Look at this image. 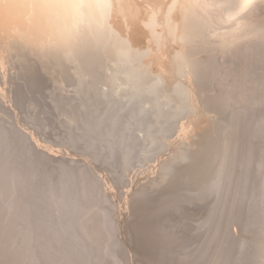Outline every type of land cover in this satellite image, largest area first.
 I'll return each instance as SVG.
<instances>
[{
	"label": "bare ground",
	"instance_id": "bare-ground-1",
	"mask_svg": "<svg viewBox=\"0 0 264 264\" xmlns=\"http://www.w3.org/2000/svg\"><path fill=\"white\" fill-rule=\"evenodd\" d=\"M94 2L99 6L81 25V48L75 53L58 27L26 13L0 23V264H125L115 249L108 195L100 186L81 178L78 186L88 207L74 222L76 200L68 194L80 190L68 192L60 183L57 192L49 177L36 183L30 166L37 158L54 160L49 154L62 148L98 164L118 189L130 172L157 162L160 180L178 177L184 197L213 198L219 216L225 210L228 219L236 208L238 155L223 126L212 120L201 140L169 148L174 137L187 139L199 111L215 113L217 93L235 88L240 53L264 39V28L254 20L264 0H253L243 11L242 0ZM139 36L145 37L144 46L136 43L145 40ZM156 54L166 64L155 67ZM43 88L54 125L62 130L55 149L31 131L20 135L14 123L18 111L29 129H39L38 108L31 102L24 108L21 98ZM31 138L36 145L42 141L45 151L36 150ZM67 158L61 159L74 163ZM136 189L135 205L145 202L142 187ZM221 235L214 227L200 254Z\"/></svg>",
	"mask_w": 264,
	"mask_h": 264
},
{
	"label": "rangeland",
	"instance_id": "rangeland-1",
	"mask_svg": "<svg viewBox=\"0 0 264 264\" xmlns=\"http://www.w3.org/2000/svg\"><path fill=\"white\" fill-rule=\"evenodd\" d=\"M257 15L254 20L264 28V8ZM140 37L145 39L143 36H139V39ZM137 38L135 37V41L139 40ZM140 40L136 43L144 46L146 39ZM158 54L152 58L155 67H159V63L162 64L161 61L165 60ZM236 74L238 81L235 88H226L225 94L221 96L217 93L220 100L219 97L216 99L218 105L215 104L217 108L215 113L211 116L210 113L207 115L199 111L194 118L196 121L193 119L191 122V132L187 134V139L184 141L174 137L169 148L171 151L182 142L194 144L201 140L212 120H215L216 127L223 126L228 135L232 136L237 150L238 174L241 180L236 208L230 219L225 217V210L222 211L221 217L219 216L213 198L199 200L195 195L184 197L185 191L178 177L167 179L166 183L161 181L157 162L151 163L154 166H151L152 168L147 166L143 167L144 169L137 168L140 172L146 169L143 173L137 172V169L134 170L135 172H130L132 176L128 174L124 179L125 187L120 186L118 189L111 181V174L98 168V164L88 163L85 156L73 153L72 150L63 151L59 146L62 148L61 151L57 154H49L55 157L54 160L48 161L41 157L30 166V169L38 175H36V183L42 184L49 177V183L57 192H60L62 185L67 187L68 192H72L76 188L80 190L78 183L86 176L97 187L100 186L99 190L109 197H107L108 205L111 202L109 206L107 205L109 223L114 232L115 249L119 256H122L125 264H262L264 262V39L249 45L240 53L236 61ZM45 94L46 90L43 88L21 98L24 108L28 102L38 108L36 118L39 129H29L21 120L23 115L18 111L14 112L19 116L14 117V123L20 135L29 134L31 131L35 138L47 140L46 142L55 149L57 145L55 136L60 138L62 130L58 128V122L54 125L55 116L50 111ZM5 107L12 106L5 104ZM46 125L47 128H44ZM31 142L36 150L45 151L40 146H45L42 141H38L40 143L36 145L31 138ZM168 154L167 152L164 156ZM164 156L159 161L165 160ZM62 157L76 161L69 164L67 160L61 159ZM138 173H140L139 178ZM60 183L63 184L60 186ZM111 185L114 188H109ZM140 186L145 192V202L137 201L135 205L136 199L132 198V193L136 188L141 190ZM115 188L118 190L116 191ZM82 194H84L83 189L74 196L68 194L71 202L76 200L75 204L72 203L75 207L74 222L88 207L86 196ZM214 227L220 230L222 239L219 243L216 239L210 242L205 253L201 255L200 246L208 241ZM122 247L124 249L121 252Z\"/></svg>",
	"mask_w": 264,
	"mask_h": 264
},
{
	"label": "snow or ice",
	"instance_id": "snow-or-ice-1",
	"mask_svg": "<svg viewBox=\"0 0 264 264\" xmlns=\"http://www.w3.org/2000/svg\"><path fill=\"white\" fill-rule=\"evenodd\" d=\"M252 3L253 0H242L241 11ZM98 6L94 0H0V23L13 14L26 13L30 18L45 21L49 27H58L63 42L75 53L81 48V25L89 19L90 10Z\"/></svg>",
	"mask_w": 264,
	"mask_h": 264
}]
</instances>
